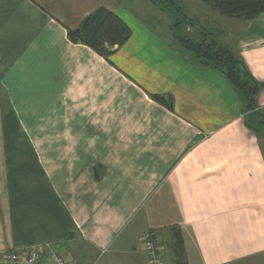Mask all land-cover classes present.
<instances>
[{
  "label": "crops",
  "instance_id": "0c3cea01",
  "mask_svg": "<svg viewBox=\"0 0 264 264\" xmlns=\"http://www.w3.org/2000/svg\"><path fill=\"white\" fill-rule=\"evenodd\" d=\"M119 3L0 0V261L50 246L146 264L154 232L166 264L178 234L185 264H264V137L224 75ZM101 7L132 30L112 64L67 38ZM221 17L219 41L264 84V13Z\"/></svg>",
  "mask_w": 264,
  "mask_h": 264
},
{
  "label": "trees",
  "instance_id": "16d2710c",
  "mask_svg": "<svg viewBox=\"0 0 264 264\" xmlns=\"http://www.w3.org/2000/svg\"><path fill=\"white\" fill-rule=\"evenodd\" d=\"M165 13L174 44L190 56L199 66L221 73L245 105L247 126L264 137V113L258 110V96L264 84L258 82L243 60L219 41V31L202 27L191 19L177 0H147ZM213 13L227 19L253 21L264 13V0H201ZM68 39L82 44L109 61L114 53L132 36L127 23L105 7L86 17L78 28L67 29ZM151 98L173 111V100L160 95ZM175 254L185 264V253L180 235L175 236Z\"/></svg>",
  "mask_w": 264,
  "mask_h": 264
},
{
  "label": "rangeland",
  "instance_id": "374dc122",
  "mask_svg": "<svg viewBox=\"0 0 264 264\" xmlns=\"http://www.w3.org/2000/svg\"><path fill=\"white\" fill-rule=\"evenodd\" d=\"M177 1L184 6L187 15L191 19L196 20L202 27L212 28L216 31L224 30L223 18L221 15L210 11L201 0ZM118 6L131 13L139 22L146 25L151 30H154V32L164 34L167 38L172 36L169 30L170 20L168 16L147 0H120ZM107 62L112 64L110 61ZM162 259L164 262L166 261L168 263L166 257L163 256Z\"/></svg>",
  "mask_w": 264,
  "mask_h": 264
},
{
  "label": "built area",
  "instance_id": "2783aa9c",
  "mask_svg": "<svg viewBox=\"0 0 264 264\" xmlns=\"http://www.w3.org/2000/svg\"><path fill=\"white\" fill-rule=\"evenodd\" d=\"M142 253L147 264H165L154 232L146 233L142 240ZM0 264H71L65 257L53 252L50 246H36L25 252L16 250L4 253Z\"/></svg>",
  "mask_w": 264,
  "mask_h": 264
}]
</instances>
